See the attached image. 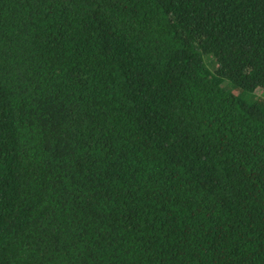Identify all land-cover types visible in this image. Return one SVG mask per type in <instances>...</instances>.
I'll return each instance as SVG.
<instances>
[{
  "label": "trees",
  "instance_id": "16d2710c",
  "mask_svg": "<svg viewBox=\"0 0 264 264\" xmlns=\"http://www.w3.org/2000/svg\"><path fill=\"white\" fill-rule=\"evenodd\" d=\"M0 264H264V0H0Z\"/></svg>",
  "mask_w": 264,
  "mask_h": 264
},
{
  "label": "rangeland",
  "instance_id": "374dc122",
  "mask_svg": "<svg viewBox=\"0 0 264 264\" xmlns=\"http://www.w3.org/2000/svg\"><path fill=\"white\" fill-rule=\"evenodd\" d=\"M209 53H204L203 54V60H204V62H205V64H206V66L210 69V70H212V65H214V62L212 61H210V60H208V58H209ZM225 87H227V88H231V84H226L225 85ZM248 93H250V97H252L255 93H256V95L257 94H259L258 92H252V91H248ZM259 95H261V93L259 94Z\"/></svg>",
  "mask_w": 264,
  "mask_h": 264
}]
</instances>
